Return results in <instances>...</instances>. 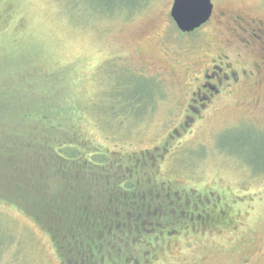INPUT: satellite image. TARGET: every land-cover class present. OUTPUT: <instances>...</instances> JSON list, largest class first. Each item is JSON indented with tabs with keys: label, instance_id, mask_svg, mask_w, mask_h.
Segmentation results:
<instances>
[{
	"label": "rangeland",
	"instance_id": "obj_1",
	"mask_svg": "<svg viewBox=\"0 0 264 264\" xmlns=\"http://www.w3.org/2000/svg\"><path fill=\"white\" fill-rule=\"evenodd\" d=\"M172 1L1 0L0 117L16 129L15 113L81 106L82 118L73 116L113 169L140 154L157 158L152 172L201 199L193 222L177 218L178 232L157 227L159 244L157 225L140 223L157 243L142 264H264V0H211L209 20L184 33ZM246 24L261 38L246 44ZM212 64H229L219 73L235 79L194 111ZM128 88L135 105L119 95ZM7 172L3 164L0 177ZM11 194L0 191V264H63Z\"/></svg>",
	"mask_w": 264,
	"mask_h": 264
},
{
	"label": "trees",
	"instance_id": "obj_2",
	"mask_svg": "<svg viewBox=\"0 0 264 264\" xmlns=\"http://www.w3.org/2000/svg\"><path fill=\"white\" fill-rule=\"evenodd\" d=\"M119 95L123 103L135 105L130 88ZM11 101L21 103L16 97ZM58 109L55 114L46 107L15 113L8 119L22 124L16 129L4 128L0 117V171L8 165L0 191L7 197L13 193L17 207L45 229L63 264H118L123 257L131 264L130 256L142 264V253L150 255V246L159 244L157 235L181 228L179 214L171 211L179 204L168 199L165 216L164 194L113 169V161L86 136L77 119L83 107L59 103ZM191 215L184 213V224L194 221ZM148 222L157 225L151 231L156 244L145 235L149 224L143 231L139 227Z\"/></svg>",
	"mask_w": 264,
	"mask_h": 264
},
{
	"label": "flooded vegetation",
	"instance_id": "obj_3",
	"mask_svg": "<svg viewBox=\"0 0 264 264\" xmlns=\"http://www.w3.org/2000/svg\"><path fill=\"white\" fill-rule=\"evenodd\" d=\"M213 11V10H212ZM212 15V14H211ZM211 17V16H210ZM209 20V19H208ZM234 23H238L237 20H234ZM247 24L244 26H241L240 29L242 31L243 40L246 44H249L251 41H255L260 39L259 33L261 31L263 32V29L256 28L248 24V27L246 28ZM223 59V58H221ZM215 59L212 58L208 61V63L214 61ZM223 66H219L216 70H214L216 67L214 64L210 66V71L207 70L206 73H203L202 83L200 87L198 88V92L193 93L194 98L198 97L199 101L201 100V105L194 108V111H199L201 106L206 102V98L209 99V96L213 95L219 90V87L221 86H229L230 78L235 79V72L232 71V76L228 74L227 72H224L223 75H221L219 72H221V68H229V64H222ZM207 78V79H206ZM226 81V84H223V81ZM129 165H120V169L127 172L129 177H134L142 183H144L146 186H153L155 191L160 194H164V214L167 215V211L170 210L168 208L167 202L168 199L170 200L171 204H174L175 202L179 204L178 207L175 209H171V211H177L179 214L178 216L181 218L184 216V213H191V217L194 218L195 213H198L197 210H199V205L201 202L200 200H195L194 198L190 196L183 195L177 190L176 188H179L178 184L174 181L166 180L167 184L164 180V173L159 174L155 172H152V167L154 166L155 159L153 161L149 158V156H146L144 154H140L139 156H136L134 158L129 157ZM161 160L162 157L160 158ZM160 160V162H161ZM158 167L160 168L161 165L159 163ZM166 179V178H165ZM175 183V184H174ZM175 189V190H174ZM159 195V194H158ZM208 201V200H207ZM204 203V202H203ZM215 204V203H214ZM209 214V212H208ZM164 227H167V222H164Z\"/></svg>",
	"mask_w": 264,
	"mask_h": 264
},
{
	"label": "water",
	"instance_id": "obj_4",
	"mask_svg": "<svg viewBox=\"0 0 264 264\" xmlns=\"http://www.w3.org/2000/svg\"><path fill=\"white\" fill-rule=\"evenodd\" d=\"M211 0H173L170 16L181 32H192L211 16Z\"/></svg>",
	"mask_w": 264,
	"mask_h": 264
}]
</instances>
